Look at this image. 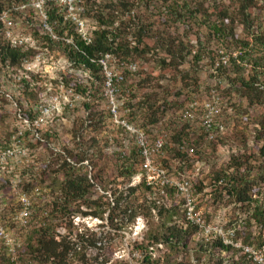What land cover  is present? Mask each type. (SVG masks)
<instances>
[{
    "label": "rangeland",
    "instance_id": "rangeland-1",
    "mask_svg": "<svg viewBox=\"0 0 264 264\" xmlns=\"http://www.w3.org/2000/svg\"><path fill=\"white\" fill-rule=\"evenodd\" d=\"M96 1L101 7L110 3L108 0ZM128 1L130 10L123 7L121 9L120 4L116 2L107 5H112L114 8L112 12L114 11V14L118 16L122 15L125 21L131 12L135 22L152 24L159 39L147 38L146 42L150 46L143 48L144 46L140 45V49L143 50L140 52L143 53L141 55L135 54L128 59L115 55L103 58L109 71L125 76L123 81H113V94L121 103L122 117L144 128L151 135L157 130L167 131L170 149L176 141L171 138V130L168 127L157 124L158 119L163 121L166 118L162 117L165 116L163 112L154 109L158 105L161 109L164 100L173 103V108H168L167 114H176L183 109L190 98L198 96L199 90L191 88L194 80L198 81L202 90L216 87L218 93L224 98H229V105H233L232 115L229 112L224 114L228 130L226 137L224 135L220 139L221 142L197 138L201 135L198 116L192 121V128L190 127L196 132L190 137L192 141H197L198 154L190 160L188 175L193 183L195 209L201 219L199 224H195L197 229L190 232L184 239L190 250L180 248L174 251L164 238L154 241L155 239L150 237L152 232L162 230L163 220L166 221L170 217L174 220L182 219L185 215L184 200L172 187H168L167 195L163 199L161 196V201L173 206L172 215L166 210L160 213L158 209L153 210V205L150 206L146 201L147 198H152L153 194L140 187L136 194L141 200H145L146 205L142 214H139L133 222L118 226V229L110 222V205L113 206L115 197L128 186H139L144 181V174L139 167L140 159L136 160L135 156L132 155L134 174L130 181L117 172L115 164L118 151L125 150L129 153L130 148H136L135 136L115 125L110 117L108 103L113 87L107 84L105 69L102 71L103 82L99 84L88 70L68 60L64 46L71 43V38L60 37L53 33L52 27L48 24L42 0H26L24 2L26 7L21 9L23 14L11 17L12 25L4 27V35L7 37L6 30L17 38L29 36L30 40L24 49L30 50L21 68L14 69L0 62V149L19 126V103L25 109H32L33 113L36 105L38 107L40 104L54 106L51 115L52 124L48 127L44 126L40 132L44 136L46 129H50L52 133L49 138L65 153L74 147L75 133L78 130L83 132L84 150L81 153L84 159L90 160L89 165L85 164L84 171H87L91 179L90 191L93 198H101L100 204L105 208L103 218L77 213L73 220L72 227L75 233L81 232L85 226L97 233V245L86 248V253L90 257L100 252L99 260L108 259L106 264H115L117 259H126L129 264H141L144 250L148 249L153 253V258L162 256V259H165L164 264L178 262L183 264H256L243 250L245 246L259 248L264 245L260 244L262 240L258 239L260 236L257 221L252 220L251 225L247 221L253 208L244 205L241 210L240 204L235 207V202L229 197V186H226L223 180L221 183H215L214 179L215 173L219 170L229 172L233 170L229 166L234 162L232 158L236 155L239 156L234 158L240 161L248 156V166L258 168L263 165L260 164L262 158L259 151L264 145L262 124L264 103L260 105L261 107L252 106L249 97H254L256 92L240 86L238 79L241 76L249 82L252 80L253 70L247 71L246 68L236 70L232 67L230 73H226V68L219 70L220 60L223 57L227 59V53L231 52L225 49L226 45L222 42L213 39L210 28L212 18L210 14L203 13L207 9V13H210L213 5L216 4L214 0H192L201 12H197L190 23L171 18L167 15L165 7L168 4L175 5L176 2L182 3V1L191 3V0ZM58 7L74 29L76 27L78 30L76 19L82 20L88 36L91 37L92 32L97 28V22L93 16L95 11L84 10L72 0H61ZM125 30H121V37L127 36L129 40L133 39V29L126 30V33ZM47 33H52L53 41L47 39ZM169 48L172 49L170 53L185 55L184 60L165 66L164 59ZM194 53H201L199 57L202 59L201 62L197 63ZM221 53H224V56ZM130 62L137 65L135 71L125 68V63ZM217 63L220 65L217 66ZM229 77L236 78L235 81L239 82L230 89L227 87ZM23 78L31 83V87H35L37 101L31 102L23 97L25 86ZM74 83L81 87L80 90L71 86ZM85 87L86 91L81 92ZM145 97L149 100V105L153 106L147 111H145V104L144 109L139 104V101ZM86 104L90 105V108ZM89 112L91 115L88 114ZM89 115L90 120L87 118ZM90 137H94L93 140ZM25 144L29 157L32 159L30 166L22 168L20 160H14L17 170L5 172L0 176V222L7 228L9 237L14 241L13 252L7 243L0 240V263L8 260L9 264H35L31 254L25 253V244L30 229L35 223V215L40 213L46 216L52 208V202L62 192L59 182L63 176L57 165L63 154L39 140H33L30 130L26 132ZM85 149H88V153ZM176 157L177 155L170 154L167 150L165 157L160 158L171 177H178ZM19 174L21 181L18 186H15V175ZM217 183L218 186H216ZM35 187L40 188L39 194L33 193ZM113 192H116V195ZM254 193V198H261L264 194V183L257 182ZM24 194L30 200L31 215L27 226H23L19 220V214L26 203L23 200ZM80 208L84 211L95 209L94 206L89 207L85 203L81 204ZM72 210H76L75 207ZM234 215H237L236 218ZM68 223L67 220L57 224V232L68 234ZM238 229L253 230L257 237L254 243L245 242L244 234L237 236ZM262 231L264 235V229ZM71 237L75 240L73 235ZM219 242L232 246L231 250L221 251ZM166 259L169 261L167 262ZM74 264H81L79 257Z\"/></svg>",
    "mask_w": 264,
    "mask_h": 264
},
{
    "label": "trees",
    "instance_id": "trees-1",
    "mask_svg": "<svg viewBox=\"0 0 264 264\" xmlns=\"http://www.w3.org/2000/svg\"><path fill=\"white\" fill-rule=\"evenodd\" d=\"M25 1L26 0H0V62L7 67L14 69L21 68L24 60L29 55L28 51L30 49L25 50L23 47H14L11 42L4 37V24L1 20V15L7 9H12V18L14 16L17 17L16 14L18 16L22 15L23 11H19V9H15V7L24 4ZM108 1L110 3L107 4H113L112 2H116L120 4L121 9L125 8L130 10V3L128 0ZM214 1L216 4L213 5L210 13H207L208 9L203 12L206 13V15L210 14V18H212V25L210 27L211 36L214 40L220 41L226 45L225 49L231 52L227 54L231 55L232 52L238 53L237 57L231 56L230 58V71L231 67L236 70H244L245 67L241 65V61H245L250 65V71L253 70V75L251 76L252 80H249L248 82L241 76L238 77V79L240 80V86H244L245 89H252L251 91L256 92L254 97H249L251 105L260 106L264 103V88L260 87V84L264 85V0ZM190 2L191 3L182 1V3L176 2L175 5L168 4L165 7L167 15L171 16V18L190 23L191 18H193L197 12H201L198 10L196 3L192 0ZM74 3L84 10L91 9L92 11H95L93 16L96 19L97 28L92 32L90 41L85 40L78 33L76 27L74 29L69 25L64 14L59 11L58 2L56 0H44L47 21L52 27L53 33L57 36L71 38V43L64 46V52L66 53L68 60L71 62L73 61L81 68L88 70L99 84L103 82L104 78L102 73L103 66L100 62L103 57L107 54H111L116 57H122V59H128L135 56V54L141 55L143 53L140 52L143 50L140 49V45L144 46L143 48L150 46L149 43L146 42L147 38L156 37L159 39L152 24L145 25L140 23V21L135 22L133 20L134 17L132 18L131 12H129L128 18H126L125 21L122 15L118 16L114 14V11L112 12L114 9L112 8V5L106 4V6L103 5L101 7L97 5L96 0H74ZM122 29L129 31L133 29V39L130 38L129 40L127 36L121 37ZM46 37L48 40L53 41L52 33H47ZM171 50V48L167 49L168 53L164 59L165 66H170L172 62L175 64V62H180L185 58V55L182 53H170L172 52ZM194 54L197 63L201 62L202 59H199L201 53ZM262 61L263 64L261 65ZM226 73L228 72L226 71ZM229 78V82L231 83L230 88L236 86V83H239L235 81L236 78ZM23 83L25 85L23 88V97L31 102L37 101V94L36 91H34L35 87H31V83L25 78H23ZM71 86H74V88L79 90L81 88L77 83H74V85ZM200 87L201 85H199L198 81L195 82L193 80V87L191 88L200 91ZM85 91L86 87L83 88L81 92ZM139 104L142 105V108L145 104V111L149 110V108H153V106L149 105V100L146 99V97L139 101ZM86 106L90 108V105L86 104ZM168 108H173V103L167 100L162 102L161 109L159 105L157 108L154 107V109H157L161 113L163 112L165 116L162 117L166 118L163 121H160V119L157 118L158 123L157 121L156 123L159 125H165L171 130V138L176 142L174 146L169 149L170 142L168 141L169 145L167 144V150L170 154L177 155L178 175H187L189 171L188 168H190L191 165L190 160L198 154L197 141H192V138L190 137V135L195 132L191 129L193 122L188 119L180 120L173 114L168 115ZM19 111L20 115L24 117L31 118L34 115L32 109L28 110L23 108L21 103H19ZM88 114L91 115L90 112ZM90 115L87 117L88 120L91 119ZM262 124L264 126V120L262 121ZM83 136V132L78 130L73 139L74 147L67 151L68 156L75 162H82L85 160L83 153H81V151L83 152L84 150ZM199 137L205 139L202 133L197 138ZM90 138L93 140L94 137ZM220 139H222V137L219 136L212 141L221 142ZM184 141L190 142L193 145L195 148L193 153H190L187 150H182L181 147ZM85 150L88 153V149ZM132 155L135 156L136 160L140 159L138 149L132 147L130 148L129 153H126L125 150L118 151L116 155L117 160L115 161L117 172L125 176L124 178L128 181H130L134 174ZM259 155L262 158L260 164H263L260 167L254 168V166H248V156H246V159H241L240 161L239 159L234 158L239 156L236 155L232 158L234 159V162L229 166L230 168H233V170L230 172L219 170L215 173L214 179L215 183H221L223 180V182L227 184L226 186H229V197L231 198V201L235 202V207L240 204V206H242L241 210L244 205L253 208L252 212L249 213L250 216L247 221L249 222V225H251L252 220L257 221L259 227L258 235L260 236L258 239L262 240L260 244H264V238H261L264 236L262 231L264 229V194L258 199L253 197V194H255L254 187H256V183H264V145L260 149ZM246 165L247 167L244 169ZM59 168V171L63 176L62 180L59 182V187L62 190L61 195L54 199L52 202V208L46 216L36 213L37 216L35 215V223L30 229L25 244V253L31 254V258L33 259V262L35 261V264H74L78 257L81 264H106L108 259L104 261L99 260L100 252L91 257L86 253V248L97 245V233L87 226L84 227L82 230L83 232L77 231L75 233V230L72 227L74 226V216L77 215V213H80L83 216L92 215L103 218L105 208L100 204L102 199L99 197L96 199L93 198L90 191L92 183L90 182V177L87 175V171H84L85 165H73L70 162H63ZM216 186H218V183ZM140 187L153 194L152 198L146 199L150 206L153 205V210L158 209L159 213L162 210H166L171 212L172 215L173 210L171 209L173 206L161 201V196L162 199L166 196L165 194L167 193L168 188L165 189L166 193L163 194L161 189H154L143 181L139 186H128L121 191L115 197L113 206L110 205V222L115 225V228L118 229V226H123L126 222H133L139 214H142L143 209L146 208L145 200H141L139 195L136 194ZM113 194L116 195V192H113ZM84 203L89 205V207L94 206L95 209L91 211L82 210L80 206ZM74 207L76 210H72ZM235 212L236 211L234 210V213ZM236 216L237 215H234L235 218ZM67 220L69 221L68 234L58 233L56 225L64 223ZM161 227V231H156V233L152 232L150 234V237L155 239L154 241H159L161 238H164L170 248L174 251L180 248L187 251L190 250L184 239L190 232L197 229V225L186 219L185 215L182 219L174 220L170 217L166 221L163 220ZM236 234L237 236L244 234V241L250 244L254 243L257 238L256 235H254V231L249 229L246 231L238 229ZM72 235L75 240H72ZM219 244L221 245V251H230L232 248V246L224 245L222 242H219ZM21 259L26 260L24 258ZM161 260L163 261L161 262ZM164 261L165 259H162V256L157 259L153 258V253L150 250L145 249L141 264H164ZM166 261L168 262L169 260L166 259ZM0 264H9V261L3 260ZM115 264H129V262L126 259H117ZM174 264H183V262Z\"/></svg>",
    "mask_w": 264,
    "mask_h": 264
},
{
    "label": "built area",
    "instance_id": "built-area-1",
    "mask_svg": "<svg viewBox=\"0 0 264 264\" xmlns=\"http://www.w3.org/2000/svg\"><path fill=\"white\" fill-rule=\"evenodd\" d=\"M43 6H44V0ZM58 3L61 0H56ZM74 2V0H72ZM26 7L25 4H20L19 6L15 7V9H24ZM11 10H5L1 15V20L3 21L4 27L6 25H12V18H11ZM47 16V14H46ZM78 24V33L87 41L91 40V37L88 36L87 31L85 30V24L82 20L76 19ZM49 24V23H48ZM52 31V30H51ZM5 36L14 47H27V44L30 40L29 36H22V37H15L12 36L11 33L7 30ZM224 56V53H221ZM237 52H233L231 55H228V58L220 60V63H217V66L220 65L219 70L221 68H226V71L230 73V66H231V56L237 57ZM111 54H107L105 57H110ZM103 57V58H105ZM103 58L100 60L103 70L107 74V84L109 87H113L111 90V95L109 97L108 103V112L113 123L117 126L122 127L126 132L133 134L135 136V145L136 149L140 154V163L139 167L142 173L144 174V181L145 183L154 188V189H161L163 194L166 193L165 189L168 187H172L178 196L182 197L184 200L185 216L186 219L191 221L194 224H199L201 219L198 217V213L195 209V198L193 194V183L191 177L187 175L178 177H171L168 173V170L162 165L161 159L165 157L167 152V144L168 142V132L167 131H155L152 135L142 127H138L134 125L129 119L124 118L120 114V106L121 103L116 100L114 97V85L113 81H123L125 80V76L123 74H115L108 70V67L103 61ZM240 62V60H239ZM241 65L246 68L248 71L250 69V65L247 64L245 61H241ZM137 65L134 63H125V68L128 70H136ZM227 87H231V83L227 84ZM261 88H264V85L260 84ZM200 89L198 96L190 98L183 109L177 112L176 115L178 119H188V120H195L197 116L200 119V128L201 133L204 135L207 141L215 140L217 137H222L226 134L228 130V125L224 121V114L229 112L232 115L233 113V105H229V98H224L216 87H211L210 90H202ZM200 97V99H199ZM53 100V99H52ZM56 100V98H54ZM54 106L51 105H41L38 107L36 105L34 107V115L29 117H24L19 115V126L17 129L12 133L9 141L0 149V176L5 172H11L13 170H17V167L14 164V160H20L21 167L26 168L30 166L31 158L29 157V151L25 144V135L28 130L32 131L33 140H39L44 145L52 147L53 150L63 154L61 157V161L58 163L57 167H60L63 162H70L73 165H89L90 160L85 159L82 162H75L72 160L67 152L65 153L62 149L55 146V144L49 138V135L52 133L50 129H46V133L44 136L40 132V130L46 126L48 127L49 124L52 123V111ZM182 150H187L190 153L194 152V147L190 142L184 141L182 145ZM15 186H18L20 183V174L15 175ZM34 194L40 193V188L35 187L33 190ZM167 195V193L165 194ZM23 200L26 201L25 207L19 214L20 223L23 226H27L31 211L30 207V200L27 195H23ZM75 218V216H74ZM0 240H3L10 246V249L14 252V241L11 237H9L7 228L0 222ZM245 254L253 259L256 264H264V245L259 248H254L252 246H245L243 247Z\"/></svg>",
    "mask_w": 264,
    "mask_h": 264
}]
</instances>
